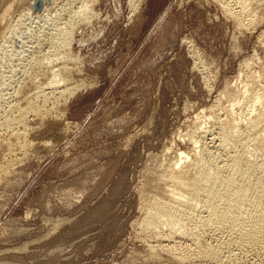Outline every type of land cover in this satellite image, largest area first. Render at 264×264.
Masks as SVG:
<instances>
[{
	"label": "rangeland",
	"instance_id": "rangeland-1",
	"mask_svg": "<svg viewBox=\"0 0 264 264\" xmlns=\"http://www.w3.org/2000/svg\"><path fill=\"white\" fill-rule=\"evenodd\" d=\"M29 1L0 0V30ZM77 1L49 2L51 14L82 1L92 12L63 51L76 93L64 103L53 91L24 118L0 96V264H264L235 248L211 258L227 234L204 226L206 210L192 225L146 222L180 198L167 173L188 170L191 150L224 160L223 123L263 161L264 142L244 132L264 93V5L237 25L215 0H144L131 15L129 0Z\"/></svg>",
	"mask_w": 264,
	"mask_h": 264
},
{
	"label": "bare ground",
	"instance_id": "bare-ground-1",
	"mask_svg": "<svg viewBox=\"0 0 264 264\" xmlns=\"http://www.w3.org/2000/svg\"><path fill=\"white\" fill-rule=\"evenodd\" d=\"M50 1L53 2L56 0L29 1L28 9H26L24 13L20 15L18 14V17L16 19H14V17L12 21L9 20L10 22L6 26H3L2 30H0V92H3V94L4 92H6L4 95L1 94L0 96H5V99H8V101L10 99V102H13V104L10 105V108L8 107L9 109H11V114L13 113L12 110H15L19 113V116H23L24 114L23 118L25 117V112L29 113V111L32 110V104L34 101H36L37 103V101H39L41 98L43 101L42 103L45 104L49 98V95H52L55 91L57 92V90L59 91L61 89H64L63 91H61L60 96L63 98L66 97L64 100V103H66L67 99L70 96H73L78 90L74 89L73 86H71V82H74V79H72L70 76L71 71H68V65L66 66L65 57L68 53H64V50H66L67 47H70V43L72 42L71 36L73 37V28L75 29V27L72 28L71 26L76 25L77 22H87L88 14L91 11L89 5H87L88 2L86 3V1H82L79 2L80 4L79 6L77 5V8L75 7L76 10L70 7L71 5L67 4L69 7H60L61 9L58 8L60 9L58 11L59 13L56 12L57 14H51L49 12ZM143 1L144 0H129L128 6L130 10V15L134 14L138 10V7H140ZM215 1L218 3V5H220L226 18L233 19L237 23V25L241 23L240 19H243L241 17H248L249 14L245 15L248 6L252 7V9H258L260 6L264 5L262 4L261 0H233L234 3L233 1L229 0ZM13 4H15V2L11 5ZM250 7L249 13L251 9ZM9 9L5 11L3 10L4 12L0 11L3 13L0 14V21L3 22L4 19L9 16L7 14ZM234 9H239V11ZM9 18H11V16ZM261 77L259 76V78ZM46 90H50V92L45 93ZM261 92L260 94H258V92V95L256 96L257 104L260 103V111L257 113L256 116H252L253 118H251L250 120H248L249 118L246 117L248 124L245 127V138L242 135L243 131L241 132L242 134H240L243 136L245 141H250L254 146H258L264 142V93ZM243 93L245 92L243 91ZM240 98H242V96ZM0 99L3 100V98L1 97ZM243 99L244 97L242 98V100ZM250 99L247 100H249L250 102ZM253 99L255 100V98ZM21 100H27V105H25V107L19 106ZM238 102L239 98L237 103ZM248 105L252 106L251 104ZM256 105L255 107H257ZM18 113L15 114L18 115ZM30 113H32V111ZM252 113H250V115ZM21 119L22 117L20 118V121ZM227 121L228 123L225 124H229L230 126L231 121ZM18 124L21 125L22 123ZM223 124L222 128H219L220 131L222 130L220 132L222 133L220 138L221 143L219 142V144H222L224 142L230 143V149H228L229 151L224 152V160L222 162H220L219 159L215 160L213 158V155L215 154L212 155V153L210 152H204V146V150H202L203 152L198 151L199 153H197V149L191 150L190 155L193 156V161H191L188 165V170L176 173L173 172L172 169V171L170 172H173V174L167 171V174L172 175L170 176V178L172 177L171 179L175 181L177 185L176 190H178L179 193L176 194L179 195L180 198L175 194V196L179 199L176 198L172 202H166L163 198L162 200H164L165 203L157 204L156 206L154 203L155 209L153 208V211L157 213V216L158 214L160 215L157 219L155 218L156 220H153L152 217H150L152 215L151 214L150 216H147L148 218L146 219V222L148 223V225L153 226H155L156 223L171 225V223L174 224V221L176 220L177 222V219H179L180 222L178 224L181 223L184 226L188 222H190L189 224H191V221L201 220V211L206 210L208 215H206L207 217L205 216V219L202 220L204 222V226L205 224L208 226H212V228L217 230L216 234H218V231L227 234V240L225 238V240L222 238V241L225 243L222 242L223 244L218 246V249H214L213 253L210 252L211 258L213 257L214 259L219 260V258H221L223 254L222 250L225 248H227V250L228 248H235L234 251L240 250L239 252L242 251V253L243 251L252 253L255 252L256 255L261 254L264 257V158L263 161L260 162L259 160H257V158L259 157L255 158V156H253L255 155L254 153L250 155L251 157H248L247 148H245L247 143H244L245 145L239 144L238 140H236L237 138H235L234 136L235 133L233 134V131H231L232 128L227 126L225 127ZM219 125H221V123ZM239 128H236V130H234L237 131V129ZM239 137L241 140V136ZM214 139L215 138H213L212 141ZM240 143H242V141ZM225 145L229 146L228 143H226ZM222 147L225 146L223 145ZM226 148H224V150H227ZM183 158L189 160V157L186 154L179 152L180 161L183 160ZM176 164L174 168H176ZM170 165L172 168V164ZM177 165H179V163ZM191 169H194L196 172H191ZM173 188L175 191L176 187ZM181 198H186L187 201L181 200ZM188 200L189 202L192 201V203H194H189ZM158 202H160V200H158ZM198 207L200 209H197ZM149 211L151 212L152 210ZM155 212L154 214H156ZM202 214H204V212H202ZM162 216L165 219H161L160 217ZM196 223L197 222H195V224ZM196 225L195 229L201 226V223L200 225H197V227ZM204 226L202 227V229L204 228ZM191 227L192 226H190V228ZM192 231H194V229ZM187 232L189 231L187 230ZM232 252L230 253L228 250V253L230 254L229 256L228 254L226 255L230 257L231 254L233 255Z\"/></svg>",
	"mask_w": 264,
	"mask_h": 264
}]
</instances>
